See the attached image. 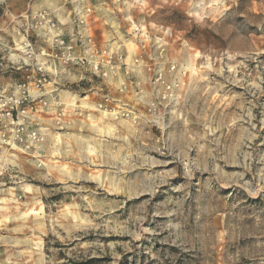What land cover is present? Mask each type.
I'll return each mask as SVG.
<instances>
[{"label":"clouds","instance_id":"obj_1","mask_svg":"<svg viewBox=\"0 0 264 264\" xmlns=\"http://www.w3.org/2000/svg\"><path fill=\"white\" fill-rule=\"evenodd\" d=\"M125 258L264 264V0H0V264Z\"/></svg>","mask_w":264,"mask_h":264},{"label":"trees","instance_id":"obj_2","mask_svg":"<svg viewBox=\"0 0 264 264\" xmlns=\"http://www.w3.org/2000/svg\"><path fill=\"white\" fill-rule=\"evenodd\" d=\"M102 262H104V261L103 260H93V261L88 262V264H102ZM124 264H127V258H125ZM133 264H134V262H133Z\"/></svg>","mask_w":264,"mask_h":264},{"label":"rangeland","instance_id":"obj_3","mask_svg":"<svg viewBox=\"0 0 264 264\" xmlns=\"http://www.w3.org/2000/svg\"><path fill=\"white\" fill-rule=\"evenodd\" d=\"M131 255V254H130ZM102 264H104V262H102Z\"/></svg>","mask_w":264,"mask_h":264}]
</instances>
